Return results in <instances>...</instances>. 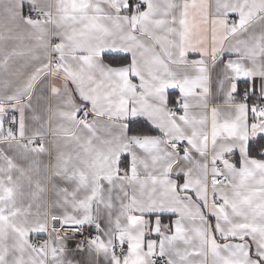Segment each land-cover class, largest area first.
<instances>
[{"label": "snow or ice", "instance_id": "snow-or-ice-1", "mask_svg": "<svg viewBox=\"0 0 264 264\" xmlns=\"http://www.w3.org/2000/svg\"><path fill=\"white\" fill-rule=\"evenodd\" d=\"M0 264H264V0H0Z\"/></svg>", "mask_w": 264, "mask_h": 264}, {"label": "crops", "instance_id": "crops-1", "mask_svg": "<svg viewBox=\"0 0 264 264\" xmlns=\"http://www.w3.org/2000/svg\"><path fill=\"white\" fill-rule=\"evenodd\" d=\"M245 87V84L243 81H241L239 84H238V88L242 91Z\"/></svg>", "mask_w": 264, "mask_h": 264}]
</instances>
